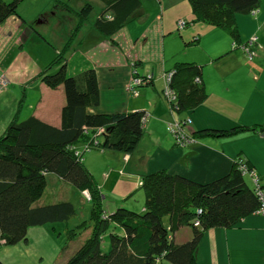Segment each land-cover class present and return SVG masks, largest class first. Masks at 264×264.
Returning <instances> with one entry per match:
<instances>
[{
  "label": "crops",
  "instance_id": "crops-1",
  "mask_svg": "<svg viewBox=\"0 0 264 264\" xmlns=\"http://www.w3.org/2000/svg\"><path fill=\"white\" fill-rule=\"evenodd\" d=\"M142 4L143 15L129 21L111 38L97 29L85 28L74 39L80 44L73 42L74 50L67 56L71 74L89 67L97 69L101 102L90 111L147 112L145 134L134 153L102 149L82 152L104 194L107 212L118 206L143 212L144 194L140 197L137 189H142L139 180L147 173L165 169L206 183L227 175L239 155L248 160L264 184V134L206 137L178 146L167 130L173 120L187 116L191 119V132L264 124V0L256 14L237 16L241 42L236 44L226 30L193 22L188 0H142ZM48 6L47 0H27L19 8L20 16H10L0 24V74L8 78L6 87H0V136L15 117L18 122L37 116L56 126L61 123L65 92L62 87H49L39 74L75 31L79 18L73 7L74 12L69 13L67 4L63 13L68 12V19L62 20L60 14L39 19L37 16ZM179 18L188 20L183 29L177 27ZM31 23L37 28L31 30ZM254 35H258L260 45L250 57L244 44ZM131 58L138 62L136 69L140 74L153 76L154 84L140 90L136 83L130 84L132 90L126 93L124 84L134 71ZM177 61L203 65L208 94L197 108L181 115L172 110L164 94L167 75ZM247 175L254 187L253 177ZM62 228L65 225L31 227L27 241L1 246L0 259L3 264H60L63 245L53 237L60 235ZM117 230L123 232L120 227ZM33 236L39 242L36 249L29 246ZM191 237L188 226H181L174 233L177 243ZM47 253L49 261L45 260ZM156 264L172 263L162 258ZM197 264H264V215L255 213L233 227L205 231Z\"/></svg>",
  "mask_w": 264,
  "mask_h": 264
},
{
  "label": "trees",
  "instance_id": "trees-1",
  "mask_svg": "<svg viewBox=\"0 0 264 264\" xmlns=\"http://www.w3.org/2000/svg\"><path fill=\"white\" fill-rule=\"evenodd\" d=\"M101 1L104 5L93 25L108 38L144 13L142 0ZM23 2L25 0H0V24L10 16L19 15ZM188 2L193 22H205L226 30L236 44L241 42L237 16L256 14L262 0ZM68 6L69 10L73 9ZM93 10V4L85 2L76 11L79 24L74 34L90 19ZM178 20H185V27L189 24L185 18ZM72 38L39 74L49 87H62L65 92L60 125H53L37 116L21 122L15 117L0 136V248L27 241L31 227L63 224L62 249H68L73 242L75 246L67 257H61L60 264H156L162 258L172 264H197L199 244L205 231L215 227H233L255 214L261 206L259 190L264 184L259 182V188L256 183L254 187L247 183V172L238 164L239 157L243 155H239L227 175L206 183L165 169L147 173L141 184L143 212L123 206L107 212L104 194L84 162L82 152L102 149L134 153L145 134L147 112L90 111L101 102L98 72L95 67L76 74L69 72L67 53ZM258 45L259 37L257 40L248 38L244 48L246 50L248 46L251 52ZM131 63L134 68L132 80L140 81L137 85L139 90L154 84L153 76L138 72L137 61ZM169 72L171 75L164 94L174 112L181 115L193 111L206 100L208 94L202 77V64L177 61ZM134 80L131 85L135 84ZM188 118L173 120L184 142L195 137L230 138L247 132L264 134V124L191 132ZM79 144H82V149ZM49 172L77 187L89 200L91 210L87 219L72 225L79 217V211L71 200H44ZM165 217H168L167 223ZM181 226L190 227L192 237L177 243L174 233ZM117 227L123 232H119ZM0 264H3L1 259Z\"/></svg>",
  "mask_w": 264,
  "mask_h": 264
},
{
  "label": "rangeland",
  "instance_id": "rangeland-1",
  "mask_svg": "<svg viewBox=\"0 0 264 264\" xmlns=\"http://www.w3.org/2000/svg\"><path fill=\"white\" fill-rule=\"evenodd\" d=\"M25 1H27V0H25ZM47 1L49 2V6L47 7V9L45 7V11L42 14H40V15L37 16V17H39V19L40 18L42 19L43 17H46V16L51 17L53 14H56V15H59L60 14L62 20L63 19H68V17H67V13L68 12L63 13L64 7H66V4L70 5L71 6V9L73 7L76 10H79L82 7V4H84L85 2H91L93 4L94 10L92 12V16L90 17V19L87 20L86 22H84V24H82L80 26V28L77 29V32L75 34H74L75 31H73V33L70 35L69 38H71L73 36L74 39H75V36L78 35V33L83 32L84 29L87 28V27L89 29H92L93 28L94 30H96L95 27H94V25H93V23L95 21L96 16L98 15V13L100 12V10L102 9V7L104 5L101 0H47ZM100 4L102 5V7H99ZM72 11L74 12V10L72 9L71 11H69V13L72 14L71 13ZM18 16H20V14ZM57 20H58V18H57ZM62 20H61V22L63 23ZM36 22H37V20H36ZM36 22H34V23H36ZM91 22H93L92 25H91ZM34 23H31V25H30L31 30H34V27H36V26H34ZM177 23H178L177 24V27H179L181 29V28H184L185 27V25H186L187 22L185 20H178ZM78 24H79V20H78L77 25ZM63 30H64V28H63ZM74 39L72 38V42L69 45V50H68V53H67V56L68 57L70 55L71 49L74 50L73 49L74 44L75 45H79L80 44V41L79 40H76L74 42ZM68 40H67V42H65L64 46L62 47V49L66 48L65 46L68 44ZM35 42H37V41H35ZM73 42H74V44H73ZM36 48H38V47H36ZM77 49H78V47H77ZM92 50H95V49H92ZM115 52L118 53L117 51H115ZM132 61H134V60L132 59ZM130 65L133 67L132 63H130ZM131 75H132V73H131ZM132 81L133 80H132V76H131V78L124 84V91L126 93H128L130 91V89L132 90V88H129ZM7 83H8L7 76L5 74H0V87L1 88L6 87ZM189 119H190V117L188 118V120ZM228 129H230V128H228ZM167 130H168V125H167ZM168 132H169V130H168ZM198 139H199L198 137H195L194 139L192 138V141L193 142L192 141L191 142L192 143H196L198 141ZM100 151L101 150H93V153L100 152ZM109 152H113V151H109ZM239 160H240V162L238 164L241 167H243V168L246 169L245 172L251 174V176L253 174V171L256 172V170H254V168H252L249 165L248 160L244 156L239 157ZM245 179H246L247 183L249 185H251L248 175H247V177H245ZM141 184H142V178L139 180V185H141ZM137 190H138L137 192H139L140 197H141L142 194H144L143 189L138 188ZM112 191H114V190L111 189V192ZM59 199L71 200L75 204V206L77 207V209L79 211V217L75 221L72 222V225H75L77 222H80V221H82L84 219H87L89 217L90 210H91V204H90L89 200H87L84 197V195L82 194V192L77 187H75L74 185H72V184H70L68 182H65L64 180L60 179L59 176L56 173L49 172V173H47V189H46V194H45L44 200L49 202V201H55V200H59ZM123 207H127V206H123ZM127 208H129V207H127ZM164 221L167 223L168 222V217H165ZM54 229H55V227H54ZM63 231H64V229L62 228L61 234L60 235L56 234L53 237L55 240H58V241L60 240V242L62 243L61 246L64 243V233H63ZM87 232H89V231H86V233ZM82 235L84 236L85 233L84 234L82 233ZM181 236L182 235L180 234V237ZM108 241H109V239H108ZM38 244H39V242H38L37 238H35L33 236V238L31 240V243H30L29 246L32 249H36V248L39 247ZM74 244L75 243L73 242L72 245L70 247H68V249H61L60 248L61 249V255H62V257H67V255L69 254V251L71 250V248L75 246ZM47 251H51V250H48V248H47ZM63 255H66V256H63ZM46 257H47L45 259L46 261L51 260L49 258V253H47V256Z\"/></svg>",
  "mask_w": 264,
  "mask_h": 264
},
{
  "label": "bare ground",
  "instance_id": "bare-ground-1",
  "mask_svg": "<svg viewBox=\"0 0 264 264\" xmlns=\"http://www.w3.org/2000/svg\"><path fill=\"white\" fill-rule=\"evenodd\" d=\"M251 40H257L258 39V36L257 35H254L253 37H251L250 38ZM249 54V56L250 57H252V56H254L255 55V50L254 51H251V52H249L248 53ZM170 73L167 75L168 77V79H169V77H170ZM136 83V85H138V84H140V81H136L135 82ZM189 125H191L190 123H188V126ZM168 130H169V132L172 134V136H173V138H174V140H175V143L178 145V146H186L188 143H190V142H184L183 140H182V138H181V135H180V130H179V128H178V126H177V124L176 123H174V122H172V123H169V125H168ZM260 178V177H259ZM86 193V195L89 197V194H88V192H85ZM261 199V198H260ZM262 201V200H261ZM257 213V212H256ZM258 214V213H257ZM264 215V214H263Z\"/></svg>",
  "mask_w": 264,
  "mask_h": 264
},
{
  "label": "built area",
  "instance_id": "built-area-1",
  "mask_svg": "<svg viewBox=\"0 0 264 264\" xmlns=\"http://www.w3.org/2000/svg\"><path fill=\"white\" fill-rule=\"evenodd\" d=\"M247 48H246V51H248V52H250V50H249V48H248V46H246ZM247 52V53H248ZM134 80V79H133ZM135 82L137 81V80H134ZM189 122L191 121V119H189L188 120ZM178 126V125H177ZM244 171H246V169L245 168H243V167H241ZM252 177H253V179H254V182L257 184V186L260 188V178H259V176H258V174H257V172H255V171H253V174H252ZM259 195H260V198H261V206H260V208L258 209V211H257V213L258 214H264V187H262L260 190H259Z\"/></svg>",
  "mask_w": 264,
  "mask_h": 264
}]
</instances>
